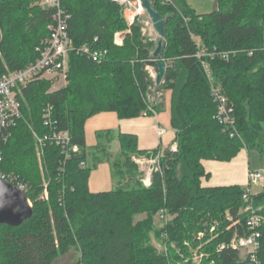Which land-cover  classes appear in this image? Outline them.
<instances>
[{
  "label": "trees",
  "instance_id": "trees-1",
  "mask_svg": "<svg viewBox=\"0 0 264 264\" xmlns=\"http://www.w3.org/2000/svg\"><path fill=\"white\" fill-rule=\"evenodd\" d=\"M42 1L0 0V74L37 59L57 10L41 6ZM58 1L68 16L72 44L67 85L48 92L50 82L36 79L18 93L21 118L0 143L1 171L27 184L32 216L18 227L0 225V264H54L71 248L79 253L75 264H254L246 253L228 246L235 233L246 235L245 187L204 186L210 174L203 162L228 163L242 149L264 154V0H213L216 10L203 15L185 0H178L179 7L170 0H149L164 17L166 45L158 59L152 56L155 44L142 37L138 23L122 46L114 45L115 34L125 29L117 4ZM83 47L107 55L97 63L80 51ZM201 49L215 55L198 58ZM221 53H230L228 59ZM158 61L165 65L160 84L146 70L151 66L157 74ZM212 87L233 109V131L215 118ZM164 91L170 93L169 126L176 150L162 151L161 172L154 173L148 188L138 184L130 190L91 192L95 165L87 163L86 121L101 113L118 119L160 114ZM48 107L52 126L43 119ZM54 131H66L78 152L64 159L60 147L45 139ZM107 136L108 131L96 133L97 140ZM117 138L118 157L138 176L130 156L157 150H139L132 134ZM38 139L44 144L42 172ZM107 161L113 174L117 164ZM45 189L47 199L42 198ZM253 206L264 218V186L253 194ZM162 210L172 219L158 229L152 219ZM138 214L146 218L134 224ZM259 231L257 260L264 264V221Z\"/></svg>",
  "mask_w": 264,
  "mask_h": 264
},
{
  "label": "built area",
  "instance_id": "built-area-1",
  "mask_svg": "<svg viewBox=\"0 0 264 264\" xmlns=\"http://www.w3.org/2000/svg\"><path fill=\"white\" fill-rule=\"evenodd\" d=\"M111 2L117 4L123 10L124 16L130 24H133L137 21L139 16L145 14V10L141 5L140 0H110ZM42 4L45 6L56 7V13L54 15V24L49 27V37L43 42L41 48L37 49L38 57L35 61L28 64L27 66L10 71L5 70V72L0 74V143L3 142L7 137V130L15 125L16 121L21 118L20 103L17 99L18 93H20L21 87H25L28 83L36 80L43 79L45 76H56L62 75L66 77L67 66H68V54L72 50L71 40L68 37L67 33V20L68 16L64 15L59 7L58 0H44ZM145 35V32H142ZM122 39H120L121 41ZM115 44L121 45L120 42ZM200 47L199 43H197ZM80 51L84 54L90 55V58L97 63L102 62L106 57L107 51L95 50L90 52L86 47H83ZM230 53H221L218 56L222 59H228ZM215 54L207 52L204 49L199 50L197 53L198 58L202 57H213ZM202 65L207 70L206 64L202 61ZM209 71V70H208ZM150 77L154 80L156 77L153 72L148 71ZM161 94H158L159 98ZM211 98L216 104V116L215 118L223 124L225 127L231 128L233 131L234 120L231 117L232 107L229 105L228 100L220 94L217 88L212 87L211 89ZM152 100V99H150ZM153 115H156L153 113ZM143 116H146L145 114ZM43 119L45 125L52 126L53 123L50 118V108L48 107L44 114ZM166 133V130L159 126L157 127L158 136H163ZM231 137L234 136V133L231 132ZM46 140L54 143L56 146L60 147L61 152L64 156V159H67L70 153L78 152L76 146H72L70 143V137L66 131H54L50 136L45 138ZM38 148L36 151L38 163L40 170L42 172V149L43 141L38 139ZM175 149L171 151H175ZM162 151H157V153L151 158H139L132 157L135 162L139 165L151 164L149 167L150 170L146 173V179L144 181L145 185H150V178L153 173L161 172L160 158ZM2 155L0 152V181L11 185L12 187L27 193L28 186L22 181L19 176L15 174H6L1 171L2 165ZM82 168L85 167L84 164L80 165ZM262 178L260 172H249L248 174V184L245 186L242 193L243 208L242 213L247 215L245 221V230L246 235H239L237 233L232 237L229 247L238 250L240 252L246 253L254 264H259L257 260V252L260 247V231L264 218L254 209L253 206V194L252 186L254 183L258 182ZM43 199H47L46 189L43 192ZM28 200V199H27ZM29 204L31 202L28 200ZM160 218L164 221L169 220L170 215L162 210L159 213ZM224 248L221 246L220 249Z\"/></svg>",
  "mask_w": 264,
  "mask_h": 264
},
{
  "label": "crops",
  "instance_id": "crops-1",
  "mask_svg": "<svg viewBox=\"0 0 264 264\" xmlns=\"http://www.w3.org/2000/svg\"><path fill=\"white\" fill-rule=\"evenodd\" d=\"M169 112L140 116L133 119H118L114 113H101L88 119L85 123V142L87 150V163L95 165L89 179L91 192H103L112 190L113 174L109 161L110 150L119 149L118 134H132L137 137L138 149L143 151H164L176 148L174 133L170 130ZM162 126L166 133L158 136L157 127ZM264 131V124L262 125ZM108 131L110 137L97 140L96 133ZM110 140V141H109ZM97 148L106 149L97 152ZM247 149H242L230 162L205 161L203 166L210 174L208 180L203 181L204 186H232L245 187L248 184ZM100 153V156L98 155ZM107 155V156H106ZM264 155V154H262ZM256 187V186H252Z\"/></svg>",
  "mask_w": 264,
  "mask_h": 264
},
{
  "label": "rangeland",
  "instance_id": "rangeland-1",
  "mask_svg": "<svg viewBox=\"0 0 264 264\" xmlns=\"http://www.w3.org/2000/svg\"><path fill=\"white\" fill-rule=\"evenodd\" d=\"M170 1L176 7H179L178 0H170ZM185 2L198 15L209 14L216 10V3L213 0H185ZM40 5L42 6L43 4L41 3ZM121 15H122V20L125 24V29L115 34L114 36L115 46L120 47L123 45L125 37L127 35H131V28L137 23L140 26L141 34L142 32H145V35L142 34V37L144 38L148 37L155 44V41L158 38V36L155 33L152 23L150 19L148 18V15L146 14V12L144 15L139 16L137 21L134 22L133 24H130L127 21L122 9H121ZM120 39L122 40L120 41ZM115 40H117V43L120 42L121 45L115 44ZM146 70L153 72L156 77V73L154 72L151 66H147ZM42 80L50 82L48 92L57 91L60 88L67 85L66 77L64 78L62 75H56V76L47 75ZM169 96H170V93L168 91L163 92V109L161 113H164L165 110L169 112V108H170ZM98 155L100 156V153ZM118 155H119V149L117 147L112 148V150H110L111 160L112 162L117 164L113 172V182L111 183V186H110L111 189L122 188L123 190H130L132 188H136L138 184H141V186L148 188L152 184L154 173L152 174L150 178V185L144 184V181L146 179V173L150 170L149 167H151L152 165L151 164L139 165L135 162V160L132 157L144 158L147 156V158H151V156H153L154 154H151V155L143 154V155H131L130 156V162H132L137 167L136 171L138 173V176L131 175V171L129 167L126 165V162L124 161L123 158H119ZM246 156H247V161H248V166L250 168V172H260L262 174V178L258 182L254 183L253 185L256 187L252 188V193L257 194L258 192L262 190L264 186V155L260 154L256 149H248L246 151ZM258 210L261 211V208H258ZM145 218H146V214L135 215L134 224L144 220ZM170 219H172L171 215L169 217V220ZM152 220H153V226L158 229L164 223H166L163 221V219L160 218L159 214L153 216ZM151 242L154 246H157L159 250L162 249L160 244L154 240L153 235H151ZM78 258H79V253L76 250H74V248H71L70 251L66 253L65 255L58 256L55 259L54 264H75Z\"/></svg>",
  "mask_w": 264,
  "mask_h": 264
},
{
  "label": "water",
  "instance_id": "water-1",
  "mask_svg": "<svg viewBox=\"0 0 264 264\" xmlns=\"http://www.w3.org/2000/svg\"><path fill=\"white\" fill-rule=\"evenodd\" d=\"M143 9L150 19L153 29L158 38L155 41V48L152 51L154 59H158L165 49V27L164 17L153 9L149 0H140ZM168 15L167 19H171ZM157 74L156 84H160L165 74V65L163 62L156 63ZM32 216L31 205L27 200L25 192L20 191L9 184L0 181V225L12 227L20 226L24 221L29 220Z\"/></svg>",
  "mask_w": 264,
  "mask_h": 264
},
{
  "label": "bare ground",
  "instance_id": "bare-ground-1",
  "mask_svg": "<svg viewBox=\"0 0 264 264\" xmlns=\"http://www.w3.org/2000/svg\"><path fill=\"white\" fill-rule=\"evenodd\" d=\"M164 221V220H163ZM168 221V220H167ZM167 221H164V222H167Z\"/></svg>",
  "mask_w": 264,
  "mask_h": 264
}]
</instances>
